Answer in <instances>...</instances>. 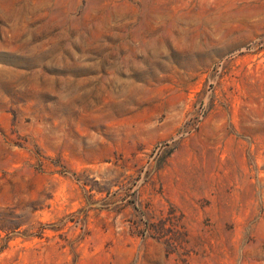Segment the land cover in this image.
Here are the masks:
<instances>
[{"label": "rangeland", "instance_id": "1", "mask_svg": "<svg viewBox=\"0 0 264 264\" xmlns=\"http://www.w3.org/2000/svg\"><path fill=\"white\" fill-rule=\"evenodd\" d=\"M0 264H264V0H0Z\"/></svg>", "mask_w": 264, "mask_h": 264}]
</instances>
